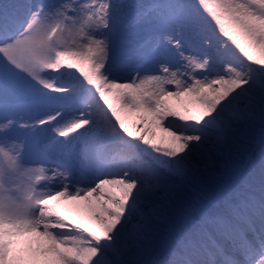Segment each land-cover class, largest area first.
Segmentation results:
<instances>
[{"label":"snow or ice","instance_id":"1","mask_svg":"<svg viewBox=\"0 0 264 264\" xmlns=\"http://www.w3.org/2000/svg\"><path fill=\"white\" fill-rule=\"evenodd\" d=\"M130 7L0 4V264H264V0Z\"/></svg>","mask_w":264,"mask_h":264},{"label":"bare ground","instance_id":"2","mask_svg":"<svg viewBox=\"0 0 264 264\" xmlns=\"http://www.w3.org/2000/svg\"><path fill=\"white\" fill-rule=\"evenodd\" d=\"M20 2V0H0V4L4 3H17ZM114 2L117 3H124L126 5H131L130 9H127V16H132L133 15V10L135 7H145L148 5V0H114ZM136 18V16L133 17V19ZM132 22V21H131ZM141 41L139 42L143 48H147L150 46L151 42L154 41V35L151 31V28L147 29H142L138 33ZM79 113H77L78 115ZM18 117V116H17Z\"/></svg>","mask_w":264,"mask_h":264},{"label":"rangeland","instance_id":"3","mask_svg":"<svg viewBox=\"0 0 264 264\" xmlns=\"http://www.w3.org/2000/svg\"><path fill=\"white\" fill-rule=\"evenodd\" d=\"M152 3V0H151V2H150V4ZM130 9V8H129ZM137 9V7H135V9L133 10V11H135ZM138 10V9H137ZM138 12V11H137ZM128 18H126V21L125 22H127V21H129V20H127ZM210 19V18H209ZM152 23H153V18L152 17H147V18H145V17H141L140 16V18L138 19V20H135V21H133V22H131L129 25H125V29H126V32L127 31H129V30H131V31H133V32H136V31H138L139 29H141V28H147V27H150V26H152ZM131 40H133V41H138V36H134ZM153 46H154V44H153V42H151V44H150V46L146 49H143V51L145 52V53H147V52H149L150 51V49H152L153 48ZM148 65H146V67H147ZM97 99H98V97H97ZM101 104H102V101H101ZM109 115H110V113H109ZM27 119V118H26ZM114 122V121H113ZM209 131H211V129L209 130ZM210 139H211V137H210ZM250 156H251V159L255 162V161H258V149H255V150H250ZM214 169L216 170V171H219V166L218 165H216V166H214ZM241 179H244V177L242 176L241 177Z\"/></svg>","mask_w":264,"mask_h":264}]
</instances>
